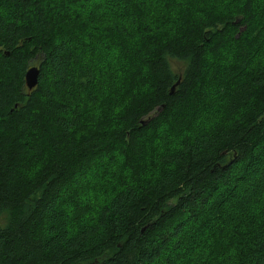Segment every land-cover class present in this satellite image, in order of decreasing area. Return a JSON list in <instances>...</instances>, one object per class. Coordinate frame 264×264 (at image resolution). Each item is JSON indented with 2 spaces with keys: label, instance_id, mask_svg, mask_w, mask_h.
<instances>
[{
  "label": "trees",
  "instance_id": "trees-1",
  "mask_svg": "<svg viewBox=\"0 0 264 264\" xmlns=\"http://www.w3.org/2000/svg\"><path fill=\"white\" fill-rule=\"evenodd\" d=\"M144 17L0 0V264H264V7Z\"/></svg>",
  "mask_w": 264,
  "mask_h": 264
},
{
  "label": "snow or ice",
  "instance_id": "snow-or-ice-1",
  "mask_svg": "<svg viewBox=\"0 0 264 264\" xmlns=\"http://www.w3.org/2000/svg\"><path fill=\"white\" fill-rule=\"evenodd\" d=\"M51 2L53 6H56V12L59 13L63 8L65 12L77 15L80 23L89 24L93 28L107 33L124 27L132 32L134 30L132 22L139 17L140 13H144V18L147 19L148 16L159 12L162 6L191 4L193 0H51ZM197 2L203 5L204 3H215L216 0H197ZM226 2H230V0H226ZM248 2L249 0H239L241 7ZM252 2H259L264 7V0H252ZM118 9L119 11H117ZM62 18L60 17V19ZM261 68H264V63L261 64ZM69 116L72 117L73 123L78 122V113L76 115L69 113ZM129 139L131 141V137ZM261 209V216L264 218V200H262ZM20 251L19 259L22 260L27 256L28 250L22 248Z\"/></svg>",
  "mask_w": 264,
  "mask_h": 264
},
{
  "label": "water",
  "instance_id": "water-1",
  "mask_svg": "<svg viewBox=\"0 0 264 264\" xmlns=\"http://www.w3.org/2000/svg\"><path fill=\"white\" fill-rule=\"evenodd\" d=\"M39 74H40V67H31L26 75H25V82L26 86L29 90H33L37 87L39 82ZM175 88H173L174 90Z\"/></svg>",
  "mask_w": 264,
  "mask_h": 264
},
{
  "label": "rangeland",
  "instance_id": "rangeland-1",
  "mask_svg": "<svg viewBox=\"0 0 264 264\" xmlns=\"http://www.w3.org/2000/svg\"><path fill=\"white\" fill-rule=\"evenodd\" d=\"M36 66V65H35ZM259 157H261V159H260V162L258 163V161H256L257 162V164H258V167H257V172L259 173V175L263 172V170H264V149L260 152V155H259ZM257 177H249V181L247 182V184H249V183H251V182H254V180L256 179ZM246 183L244 184H241V186H240V191L242 192V193H240L241 195H244V196H246V193H247V191H248V189L250 188V186L249 185H247ZM239 191V192H240ZM235 202H236V199L234 200V201H232L231 203H230V205H231V207H234L235 206Z\"/></svg>",
  "mask_w": 264,
  "mask_h": 264
}]
</instances>
